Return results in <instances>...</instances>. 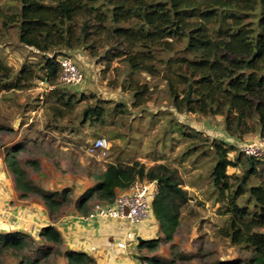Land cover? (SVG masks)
Wrapping results in <instances>:
<instances>
[{
  "label": "trees",
  "instance_id": "obj_1",
  "mask_svg": "<svg viewBox=\"0 0 264 264\" xmlns=\"http://www.w3.org/2000/svg\"><path fill=\"white\" fill-rule=\"evenodd\" d=\"M20 2L18 12L2 16L3 25L18 28L22 45L41 53H54L44 59L41 71L42 80L54 87L58 103L72 110L79 102L94 100L82 111L83 122L100 121L105 109L94 96L82 95L78 99L59 90L62 69L56 53L83 48L107 68L115 60L125 59L131 69L153 75L151 62L156 60V55L174 54L178 52L176 47L182 45L183 55L169 59V72L165 75L173 106L182 113L223 116L225 131L232 138L264 134V0ZM11 72V68L0 64L3 77L14 78L9 85L0 80V88L24 89L23 83L35 78L30 67H24L16 76ZM138 88L141 90L135 93L136 105L142 104L148 91L146 86ZM68 112L60 111V116ZM180 131L190 138L203 136L199 131L187 133L184 128ZM203 141L209 139L203 137ZM194 147L196 150L198 145ZM231 149L226 142L215 139L208 146L214 158L210 174L213 185L221 196L230 190L226 199L229 217L220 235L233 245L253 250L254 255L246 261L226 264H264V158L256 159L240 152L231 160ZM9 159L20 198L39 197L52 222L39 232L41 251L35 252H41V258L32 255L37 245L32 236L22 232L0 233V255L20 254L18 264H44L51 257L61 258L65 264H97L86 253L66 248L54 223L70 206L87 216L94 201L113 203L118 189L128 190L137 181L156 182L159 190L152 208L163 237L140 244L151 252L157 251L163 241L173 242L181 225L182 209L190 201L178 169L162 163L151 167L141 161L109 164L95 177L88 174L94 178V185L73 200L71 188L44 189L29 179L17 157L10 155ZM28 164L36 171L41 169L37 161H28ZM232 166H241L242 175H228L227 170ZM232 178L236 180L235 185L230 184ZM252 179L258 183L251 184ZM141 261L146 264L177 262L156 256L141 257Z\"/></svg>",
  "mask_w": 264,
  "mask_h": 264
},
{
  "label": "rangeland",
  "instance_id": "obj_2",
  "mask_svg": "<svg viewBox=\"0 0 264 264\" xmlns=\"http://www.w3.org/2000/svg\"><path fill=\"white\" fill-rule=\"evenodd\" d=\"M20 6V0H0V64L11 68L14 76L24 67H30L35 78L24 82V89L0 88V233L22 232L32 236L37 241L32 255L41 258V252H35L41 251L39 232L52 224L39 197L20 198L10 170V155L17 157L36 185L51 191L71 188L72 192L86 189L85 176L92 173L95 177L103 169L102 164L139 160L147 167L162 163L177 168L190 201L182 209L181 225L172 243L163 241L157 251L151 252L140 245V239L149 241L148 237L141 236L136 229L135 236L126 241L125 259L132 264H136V259L138 264H144L141 257L146 256L164 261L176 259V264H226L253 257V250L233 245L220 235L229 217L226 199L230 190L221 196L213 185L210 174L214 158L208 146L214 139L226 142L232 147L229 158L235 160L242 145L259 135L232 138L225 131L223 116L182 113L173 106L165 75L169 72V59L183 55L182 45L176 47L178 52L174 54L156 55V60L151 62L153 75L131 69L125 59L115 60L107 68L83 48L56 53L73 58L85 76L80 85L60 83L59 90L78 99L82 95L94 96L105 109L100 121L83 122L82 111L94 100L79 102L72 110L58 103L54 87L42 80L41 71L44 59L54 53L45 54L22 45L18 28L3 25L2 16L18 12ZM3 78L0 73L4 84L14 81L12 77ZM144 86L148 91L142 104L136 105L135 93L141 90L138 87ZM60 111L69 112L60 116ZM183 128L187 133L199 131L203 136L190 138L181 133ZM101 137L108 141V149L96 156L89 155L88 147ZM203 137L209 141H203ZM195 145H198L196 150ZM28 161L39 162L40 171ZM227 173L241 176L243 168L232 166ZM90 180L95 183L94 178ZM257 183V179L251 180V184ZM230 184L235 185L236 180L232 178ZM97 202L100 201H94L91 207ZM71 209L72 206L66 208L65 214ZM19 256L2 254L0 264H18ZM62 260L51 257L44 264H65ZM115 260L122 262L120 256Z\"/></svg>",
  "mask_w": 264,
  "mask_h": 264
},
{
  "label": "crops",
  "instance_id": "obj_3",
  "mask_svg": "<svg viewBox=\"0 0 264 264\" xmlns=\"http://www.w3.org/2000/svg\"><path fill=\"white\" fill-rule=\"evenodd\" d=\"M75 56L77 58V55ZM116 163L132 164L133 162L118 161ZM110 164L113 163L111 162ZM102 165L103 169L100 172H104L108 167V165ZM85 178L87 184L86 189L83 191H76V189H73V200H77L83 192L94 185L88 175L85 176ZM129 191L130 188L128 190L118 189L117 196ZM84 217L86 216H83L74 207H72V209L57 220L54 225L60 230L64 240V246L66 248L86 253L90 257L94 258L97 264H123V261L124 264H132L130 261L125 259L128 256V250L126 248H119L118 244L124 242L126 244L127 240H130L135 236L137 232L136 229L139 231L141 236H147L149 240L162 237L159 223L154 214H152L151 217L142 224L137 226H131L126 221L119 219L87 222ZM132 255L136 254L133 253ZM118 256L121 257L122 262H115V259ZM138 257L140 256L138 255ZM135 263L138 264L139 261L136 259Z\"/></svg>",
  "mask_w": 264,
  "mask_h": 264
},
{
  "label": "built area",
  "instance_id": "obj_4",
  "mask_svg": "<svg viewBox=\"0 0 264 264\" xmlns=\"http://www.w3.org/2000/svg\"><path fill=\"white\" fill-rule=\"evenodd\" d=\"M56 61L61 66V81L68 86L80 85L85 76L69 56H57ZM109 144L105 138H97L89 147L88 154L96 156L100 151L108 149ZM241 152L256 158H264V134L253 141L243 144ZM158 185L151 181H137L129 192L117 196L113 203L97 202L91 207L90 213L84 217L85 221L92 222L106 219L124 220L131 226H137L149 219L153 214V201L158 195ZM119 248H126L125 243H119ZM146 264V263H144Z\"/></svg>",
  "mask_w": 264,
  "mask_h": 264
},
{
  "label": "water",
  "instance_id": "obj_5",
  "mask_svg": "<svg viewBox=\"0 0 264 264\" xmlns=\"http://www.w3.org/2000/svg\"><path fill=\"white\" fill-rule=\"evenodd\" d=\"M145 242V240H143V239H140V243L142 244V243H144ZM137 258H139L138 256H136Z\"/></svg>",
  "mask_w": 264,
  "mask_h": 264
}]
</instances>
